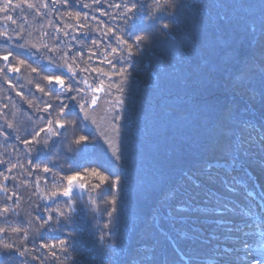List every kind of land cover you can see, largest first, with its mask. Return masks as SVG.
<instances>
[{
	"label": "trees",
	"instance_id": "obj_1",
	"mask_svg": "<svg viewBox=\"0 0 264 264\" xmlns=\"http://www.w3.org/2000/svg\"><path fill=\"white\" fill-rule=\"evenodd\" d=\"M4 2L5 0H0V5ZM17 2L18 0H13L14 4ZM113 2L119 3L120 0H102L100 4L93 3V0H69L67 7L49 3V9H42L47 13L44 16L33 10L16 9L7 14L0 11V31L7 29L10 34H14L21 30L24 40L31 43H58L60 48L65 51L71 48L73 53L82 50L85 52V59L90 51L95 52L96 55L89 63L111 73L112 69L99 61L104 59L105 48L116 47L115 37L105 34L107 29L118 30L122 27L119 18L113 19L103 14H114L117 11L108 7ZM142 2L150 9L154 6L153 0ZM184 2L194 5L201 4L204 0ZM259 2L260 0H209V3L226 5L212 7L207 12L209 20L218 15L229 17L230 23L224 27L223 39L230 43L217 53L202 48L208 64L199 70L192 65H181L177 60L181 51L187 53L193 47L192 41L186 39L185 32L180 33L176 41L171 36L157 39L150 46V51L134 59V68L129 70L131 76L125 84L123 96L127 102L131 93L133 108L129 111L132 112V123L127 126L128 135L121 138L120 144L124 149L123 163L128 178L119 194L118 211L114 214L111 225L115 233L112 238L113 247L119 244L121 248L117 252L120 264H129L133 258L135 264H186L181 259V253L195 257V264H207L214 245L223 243L222 240L211 239L212 234L220 237L227 235L215 221L233 220L239 228L245 229V217L241 210L250 209L255 204L262 207L260 200L264 194V149L253 145L247 155L243 154L244 149H237V137L246 139L248 135L241 123L248 119L260 122L264 117V43L260 39L261 28L264 27L261 21L264 10L258 7ZM83 4L91 7L85 8ZM69 10L87 13L89 19L77 22L58 14ZM5 15L13 16L17 23L14 25L4 19ZM203 15L195 7L182 11V17L188 20H195ZM79 23H84L87 27L78 32ZM135 24L134 31H154L157 27L146 16L139 18ZM56 28L62 31L56 32ZM191 28L192 24L189 23L186 32ZM65 31L69 35L65 36ZM45 32L49 35L45 36ZM119 34L118 30L117 35ZM216 35L215 27L209 22L204 39H215ZM54 36H59V41H54ZM92 40H96L97 45H92ZM3 44L0 39V45ZM7 47H0V52ZM233 49L237 55L236 60L231 57ZM49 55L59 58L58 52ZM108 58L114 59L111 55ZM2 65L3 61H0V66ZM181 68L187 76V83L183 77L178 76L176 70ZM85 75L87 74L81 73V76ZM30 79L36 82L39 77L22 71L13 79V83L17 85V89H13L0 77V125L5 123L6 117L15 129H7V143L0 136V160L7 161V166L0 165V184L9 189L8 195L16 193V196L8 200L5 192L0 189V210L5 204L12 209L6 215H0V228L7 229L0 233V240L14 242L21 251L28 249L25 256L17 255L8 264H39V261L32 260V256L45 253L46 250L39 248L40 242L63 237L60 231H37L40 221L36 216L41 214L46 203H51L42 197L51 189L52 177L40 169L32 171V165L27 161L31 158L36 163L37 156L42 164L54 160L64 164L66 172L67 142L55 147L33 148L31 157L29 156L30 146L23 144L22 140L31 139L30 133L44 124V120L38 119L44 114L35 112L28 106L26 99L16 95L17 90H22L25 97L36 102L40 94L35 93L34 85L28 82ZM99 79H104L108 92L107 77H97L93 73L90 82L96 83ZM120 79L119 76H112L111 103L120 95L116 90ZM21 84L22 89L19 88ZM29 89L35 93V97L29 96ZM7 97H11V100ZM103 99L105 100L104 97ZM5 104L8 105L7 108L4 107ZM72 107L75 108V105ZM120 123L123 125L125 122ZM87 125V132L99 135L89 126L90 122ZM224 127L232 129L230 136L223 135L221 130ZM17 136L19 139L15 138ZM101 140L102 138L89 146L87 158L81 160V163L87 165L88 160L111 157V154L104 151ZM229 143L233 144L234 152L238 150L240 154L238 165H243L242 168L237 165V170L233 173L239 181L236 193L227 191L222 183V177L227 175L226 165L220 168V176L215 178H210L214 176L215 169L206 171L207 164L228 159L225 147ZM13 165L16 167H12ZM6 167L12 168L11 172ZM193 173L198 176V185L195 180L190 179ZM4 175L9 177L8 181H4ZM45 177L47 183L44 182ZM87 182L95 181L89 177ZM248 192H253L254 195L249 196ZM84 194L78 205L83 206L86 219L81 216L82 231L77 233L79 242L76 247L81 251L91 249L89 255L96 256L97 260L90 261V264H98L99 252L107 246V241L101 245L96 239L106 220L104 205L101 204L100 210L96 211L88 203V193ZM217 199L236 206L237 211L225 216L215 214L212 209L217 207ZM59 201L58 204H52V207L63 209L64 198H59ZM37 205H40V209ZM77 211L79 213V206ZM13 227H19L22 231L13 233ZM259 239V235L250 234L247 237L250 246L248 251L255 253ZM228 246L231 247V243ZM64 255L60 253V259L56 261L46 256L45 264H73L71 259L64 260ZM68 255L75 256L76 252L70 248ZM237 255L243 257L245 251L242 249ZM251 259L249 257L244 264H249Z\"/></svg>",
	"mask_w": 264,
	"mask_h": 264
},
{
	"label": "snow or ice",
	"instance_id": "obj_2",
	"mask_svg": "<svg viewBox=\"0 0 264 264\" xmlns=\"http://www.w3.org/2000/svg\"><path fill=\"white\" fill-rule=\"evenodd\" d=\"M102 0H93V3L100 4ZM49 3L53 5H59L61 7H67L69 0H18L17 3H13V0H5L0 5V11L7 14L10 11L16 9L33 10L38 15L44 16L47 13L42 9H49ZM153 7L151 9L148 5L144 4L142 0H120L119 3L108 4L109 8L117 9L113 13L104 12L103 14L111 16L113 19L119 18L122 27L118 30L120 32L117 35V29L108 28L106 35L114 36L116 41V47H108L104 49V59L99 61L101 64H107L112 72L105 71L102 67H93L89 61L96 55L95 52H89L85 59V52L80 50L73 53L69 48L67 51L59 47L58 43L48 44H36L29 41H25L22 31H15L14 34L5 29L0 31V39L7 45V49L0 52V61H3V65L0 66V77L3 78L13 89H17V85L13 83V79L17 74L24 73L36 74L39 80L34 82L30 79L29 84H33L35 93H39L40 97L36 98V102L33 99L27 98L22 90H17L16 95L22 99H26V102L30 108H33L37 113H43V116H39L38 119L44 120L43 126L38 127L36 130L30 133L31 139H24L22 143L29 147V156L31 157L33 148L55 147L58 144L67 142L65 148V156L67 158V171H64V164L57 163L54 160H49L48 163L42 164L39 161V157H36V163H33L31 158L27 163L32 165V171L40 169L43 173L51 174L52 187L42 198L51 203H46L41 209V214L36 216V219L40 221L37 231H60L63 233L62 238H53L50 242H44L43 240L39 244L40 249L46 250L41 255L32 256V260L39 261V264H45V257L50 256L53 261L59 260L60 253L65 254L64 260L71 259L73 264H90V261H96V256H90L91 249H85L81 251L76 245L79 242L77 233L82 231V220L84 214L83 206L78 205L79 199L85 192L88 193V203L96 211L100 210L101 204L104 205V214L106 220L103 229L100 230V234L96 237L97 241L103 245L107 241V246L104 250L99 252L98 264H120V257L117 252L121 251L120 245L117 244L113 247L112 238L115 235L111 228L113 223L114 214L117 213V201L119 194L123 191L128 178L127 169L124 167V149L120 144L121 138L128 135V125L132 123V112L129 109L133 108L131 93L126 100L123 98L125 93V84L131 76L130 69L134 68V59L137 56H143L147 51L151 50V45L159 38L167 39L172 37L173 41H176L180 33H186V39L192 41L193 47L187 52H180L177 56V60L181 65H192L196 70H199L203 66L208 64V60L204 57L202 48L209 49L212 53L223 51L225 47L229 46V41L223 39L224 27L230 23L227 15H218L215 19L209 20L207 10L212 7H225L224 4L209 3V0H204L201 4H187L184 0H153ZM85 8L91 7L89 4L82 5ZM195 7L198 8L204 15L195 20H188L182 17V11L186 8ZM258 7L264 10V0H260ZM99 10V9H98ZM58 11V9H57ZM58 14L61 17H68L80 22L81 20L87 21L89 19L87 13H81L78 11H66ZM146 16L152 20L157 27L154 31H146L136 29L135 22ZM4 19L11 21L12 24H16L17 21L11 15H5ZM95 19V17H92ZM262 24H264V15L261 17ZM211 23L216 29L215 39H204V34L207 30V24ZM191 23L192 28L186 32L187 25ZM51 27V24L49 25ZM71 27V25H70ZM87 25L79 23L77 25V31L86 28ZM62 29L56 28V32H60ZM65 36L69 35L68 32L63 33ZM45 36L49 33L45 32ZM54 41H59V36L52 37ZM75 39V37H73ZM261 42L264 43V27L261 28L260 35ZM20 41H23L21 43ZM92 45H97L96 40L91 41ZM59 53L57 59L54 55L49 53ZM111 55L114 59H109ZM233 60L237 59L235 49L231 53ZM31 61V62H30ZM36 66H33V65ZM118 65H120L118 67ZM179 77H183L185 83H187V76L184 73L183 68L176 70ZM81 73L87 75L81 76ZM95 73L97 77H107L109 80L108 92H106L104 79H99L98 82H90L92 74ZM190 75V74H189ZM112 76H119L121 79L117 85V92L120 94L115 101L112 102L114 109V115L111 117V134H107L104 131H99V135H92L87 132V122H91L97 125V121L92 118L91 111L98 105L101 93L106 95L111 94L112 88ZM11 77V78H10ZM77 77H80L77 79ZM19 88H23V85H19ZM35 93L29 89V96L35 97ZM47 97V99H44ZM11 100V97H7ZM75 105V108L72 107ZM8 107L7 104L4 105ZM120 121L125 123L121 125ZM241 127L247 130V138L243 139L237 137L239 144L237 149H244L243 154L247 155L248 150L253 146H257L264 149V117L260 122H256L254 119L244 120L241 123ZM99 129V125H97ZM7 129H14L11 122L7 121L5 117V123L0 125V136L4 137L5 143L9 139V132ZM224 136H230L232 129L224 127L222 130ZM19 139V137H15ZM103 138L107 143L108 148L111 151V157L104 160H88L87 165L81 163V160L87 158V153L90 145L95 144L98 139ZM225 153L228 159L223 161H216L214 164L209 163L206 166V171L211 172L215 169L213 177L220 176V168L224 165L227 175L222 177V183H224L227 191L236 193L238 191L237 184L239 183L236 175L233 173L237 170L239 161L238 150L234 152L233 144L229 143L225 147ZM79 157L80 159H76ZM96 166H90V165ZM0 165L7 166V161L0 160ZM51 165V167L49 166ZM12 167H16L13 165ZM238 167L242 168L243 165L239 164ZM54 169L56 171H54ZM119 169V170H117ZM231 169V171H229ZM8 172H11L12 168H7ZM58 172L60 174H58ZM2 175V174H0ZM92 178L95 182L89 183L88 179ZM230 177V178H229ZM4 181H8L7 175L3 176ZM199 184V179L196 173L190 177ZM44 182L47 183V177L44 178ZM39 184V181H37ZM0 189L5 192V197L11 200L16 196L15 192L8 195L9 189L0 184ZM249 196H253V192H248ZM64 198L63 209L59 207H52V204H58L59 198ZM264 202V197L261 198ZM217 207L212 211L219 215L225 216L229 213H235L237 211L236 206L230 205L221 199L215 201ZM80 207L78 213L77 208ZM40 209V205H37ZM180 210H185L180 208ZM12 211L10 207L5 204L0 210V215H6ZM245 229L239 228L238 224L233 220H217L215 223L217 226L223 228V231L227 235L220 237L214 233L211 239L222 240V244L214 245L213 253L208 259L207 264H244V261L249 257L252 259L249 264H264V207L259 204L253 205L250 209H242ZM259 217V222L257 218ZM7 229L0 228V233L6 232ZM13 233H20L22 231L19 227H13L11 229ZM26 232V230H24ZM252 235H259L260 239L257 242V248L255 253L248 251L249 245L247 237ZM27 239V235H25ZM34 242V241H33ZM206 243L210 241H205ZM231 243V247L228 244ZM236 245H239L237 247ZM76 252L75 256L68 255L69 249ZM245 251V256L241 257L237 255L241 250ZM28 249L25 248L21 251L14 242H4L0 240V264H8L9 261H13L15 256H25ZM30 254V253H29ZM181 259L185 260L186 264H195V257L181 253ZM129 264H135V259L129 261Z\"/></svg>",
	"mask_w": 264,
	"mask_h": 264
},
{
	"label": "rangeland",
	"instance_id": "obj_3",
	"mask_svg": "<svg viewBox=\"0 0 264 264\" xmlns=\"http://www.w3.org/2000/svg\"><path fill=\"white\" fill-rule=\"evenodd\" d=\"M101 99L98 103V105L95 107L94 110L91 111V116L93 119L97 121V125H99V129L97 128V125H94L90 122V127L93 128L99 134V131H104L107 134H111V117L114 115V109L111 103V96L110 94L106 95L105 93L100 94ZM105 98V100L103 99ZM89 124V122H87ZM103 141V148L106 153L109 155L111 154L110 149L107 146V143L102 138ZM85 194L81 198L84 197ZM81 200V199H80ZM79 204V203H78Z\"/></svg>",
	"mask_w": 264,
	"mask_h": 264
}]
</instances>
